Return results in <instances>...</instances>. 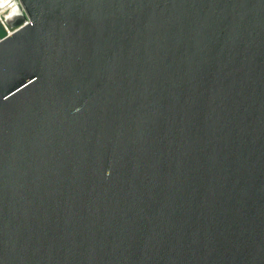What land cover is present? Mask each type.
I'll return each instance as SVG.
<instances>
[{
    "label": "water",
    "instance_id": "water-1",
    "mask_svg": "<svg viewBox=\"0 0 264 264\" xmlns=\"http://www.w3.org/2000/svg\"><path fill=\"white\" fill-rule=\"evenodd\" d=\"M19 2L0 264H264V0Z\"/></svg>",
    "mask_w": 264,
    "mask_h": 264
},
{
    "label": "built area",
    "instance_id": "built-area-1",
    "mask_svg": "<svg viewBox=\"0 0 264 264\" xmlns=\"http://www.w3.org/2000/svg\"><path fill=\"white\" fill-rule=\"evenodd\" d=\"M0 22L6 31V33L10 34L13 32L14 29H11L7 26L4 22L3 16L4 15H17V14H24L25 11L22 8L19 0H0Z\"/></svg>",
    "mask_w": 264,
    "mask_h": 264
},
{
    "label": "bare ground",
    "instance_id": "bare-ground-1",
    "mask_svg": "<svg viewBox=\"0 0 264 264\" xmlns=\"http://www.w3.org/2000/svg\"><path fill=\"white\" fill-rule=\"evenodd\" d=\"M1 11V10H0Z\"/></svg>",
    "mask_w": 264,
    "mask_h": 264
}]
</instances>
